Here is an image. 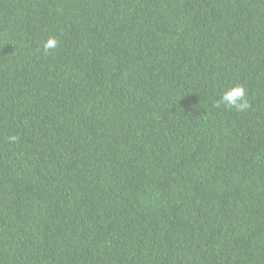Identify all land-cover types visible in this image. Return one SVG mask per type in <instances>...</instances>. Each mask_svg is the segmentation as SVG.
I'll return each instance as SVG.
<instances>
[{
	"label": "trees",
	"instance_id": "1",
	"mask_svg": "<svg viewBox=\"0 0 264 264\" xmlns=\"http://www.w3.org/2000/svg\"><path fill=\"white\" fill-rule=\"evenodd\" d=\"M0 264H264V0H0Z\"/></svg>",
	"mask_w": 264,
	"mask_h": 264
},
{
	"label": "clouds",
	"instance_id": "2",
	"mask_svg": "<svg viewBox=\"0 0 264 264\" xmlns=\"http://www.w3.org/2000/svg\"><path fill=\"white\" fill-rule=\"evenodd\" d=\"M58 39L54 37H49V39L44 44L45 52L51 49H55L58 46ZM248 90L242 84H236L228 89H226L220 99L216 102L215 106L220 107L221 104L226 108H235L238 112L247 111L250 108V102L247 98ZM11 139H16L12 137Z\"/></svg>",
	"mask_w": 264,
	"mask_h": 264
}]
</instances>
